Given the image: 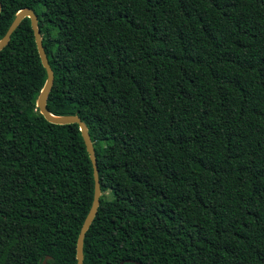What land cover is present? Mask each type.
Instances as JSON below:
<instances>
[{"label": "trees", "instance_id": "1", "mask_svg": "<svg viewBox=\"0 0 264 264\" xmlns=\"http://www.w3.org/2000/svg\"><path fill=\"white\" fill-rule=\"evenodd\" d=\"M31 9L54 116L101 190L83 264H264V0H0ZM31 22L0 51V264H76L94 194L49 123Z\"/></svg>", "mask_w": 264, "mask_h": 264}, {"label": "water", "instance_id": "2", "mask_svg": "<svg viewBox=\"0 0 264 264\" xmlns=\"http://www.w3.org/2000/svg\"><path fill=\"white\" fill-rule=\"evenodd\" d=\"M0 10H1V3H0ZM24 18H28L31 22V28L33 31L37 51L39 54V58L41 61V64L43 68L45 69L46 72V81L44 84V87L40 91L37 101H36V107L39 110V113L44 117L46 121L52 124L56 125H68V124H77L79 126V130L81 132V136L86 148V151L89 155V159L92 164L93 168V177H94V194H93V199L92 203L90 206V209L88 211V214L86 215L84 222L81 226L78 239H77V245H76V264H83V241L85 234L87 230L89 229L96 213L97 209L99 206V198L101 196V190H100V184H99V178H98V171H97V163H96V156L94 152L93 145L90 141V137L87 131V127L85 124L80 120V118L76 115H68V116H54L50 114L47 109H46V101L48 98V95L52 89L53 85V73L52 70L49 66L47 56L44 52V48L42 45V36L40 34L39 28H38V20L37 16L31 9H22L19 12L16 13L12 23L8 27L5 35L2 37L0 40V51L8 44L11 35L13 32L17 29L19 24ZM50 257L47 256L42 264H46V260L49 259ZM127 263H134V264H141L139 262H134L127 260L125 261ZM120 264H123L121 262Z\"/></svg>", "mask_w": 264, "mask_h": 264}]
</instances>
